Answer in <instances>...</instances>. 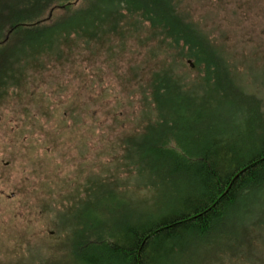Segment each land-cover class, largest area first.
<instances>
[{"label":"rangeland","instance_id":"374dc122","mask_svg":"<svg viewBox=\"0 0 264 264\" xmlns=\"http://www.w3.org/2000/svg\"><path fill=\"white\" fill-rule=\"evenodd\" d=\"M25 1L0 0V21ZM175 1L221 64L207 80H198L203 70L188 61L179 64L177 50L147 24L122 35L99 22L86 34L80 25V32L47 35L24 51L21 35L0 58V70L11 69L0 88V264H114L100 259L99 238L112 241L127 226L163 220L195 201L191 172H174L172 159L157 163L147 154L168 149L169 135L163 124L138 125L140 90L152 71L172 65L189 85L191 99L174 114L186 122L203 114L197 124L186 123L194 131L189 137L186 125L175 124L169 146L175 137L188 145L212 137L262 139L264 0ZM89 7L79 0L74 8ZM52 9L42 17L49 15L50 25L67 14ZM157 254L159 264H264V186L241 194L207 234L170 237Z\"/></svg>","mask_w":264,"mask_h":264},{"label":"trees","instance_id":"16d2710c","mask_svg":"<svg viewBox=\"0 0 264 264\" xmlns=\"http://www.w3.org/2000/svg\"><path fill=\"white\" fill-rule=\"evenodd\" d=\"M78 1L26 0L24 6L12 9L0 21V58L5 56L6 49L18 36L22 35L26 39L20 47L24 51L42 43L47 35L66 34L70 30L80 32L83 28L78 29L80 25L89 28L84 27L83 33L87 34L93 29L92 25L99 22L102 30L115 35L125 34L132 26L147 24L154 37H159L161 44L177 50L175 56L179 64L184 65L188 61L193 68L203 70L204 75L198 80H207L221 66L208 53L212 50L210 41L177 9L175 0H81L90 7L81 9L79 13L74 8ZM49 7H63L67 12L65 18L50 25L47 22L49 15L42 18L43 12ZM2 68L0 88H5L7 84H4V76L9 75L11 69L6 65ZM4 70L7 74L2 73ZM147 81L148 86L140 90L142 121L138 125L142 126L144 122L146 129L155 130L159 124H163L170 135H166L164 143L168 149L159 151V147L147 148V154L153 155L157 163L159 157H165L163 161L166 163V159H172L170 167L174 172H191L197 178L198 196L193 197L196 202L188 199L185 209L180 213L148 222L144 226H127L122 233L112 236V241L99 238L100 259L107 258L114 264H159L157 252L162 242L173 236L181 238L185 234H207L232 210L241 194L264 186V134L258 141L252 138L238 141L234 140V136L221 139L212 137L202 145L195 140H188V145L175 137L173 146H169L175 124L180 123L181 127L186 123L197 124L203 119V114H193L191 117L194 119L187 122L181 117V112L174 114L175 106L186 104L191 97L189 85L175 73L172 65L171 68L152 71ZM119 112V106L116 105L114 113ZM68 113L72 118L74 111L69 110ZM195 124L190 126L193 128ZM186 127L183 131L189 137L188 133L194 131ZM254 143L261 144L257 151L249 147ZM142 161L137 155L136 162L141 164ZM91 262L94 263V260Z\"/></svg>","mask_w":264,"mask_h":264}]
</instances>
